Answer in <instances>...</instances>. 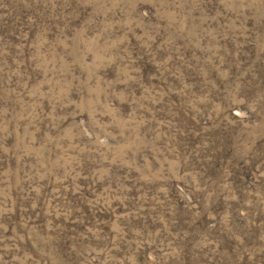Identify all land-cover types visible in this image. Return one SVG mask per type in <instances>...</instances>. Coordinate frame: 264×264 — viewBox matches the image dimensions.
Wrapping results in <instances>:
<instances>
[{"label":"rangeland","instance_id":"1","mask_svg":"<svg viewBox=\"0 0 264 264\" xmlns=\"http://www.w3.org/2000/svg\"><path fill=\"white\" fill-rule=\"evenodd\" d=\"M0 264H264V0H0Z\"/></svg>","mask_w":264,"mask_h":264}]
</instances>
